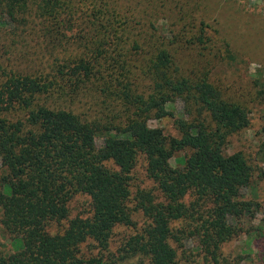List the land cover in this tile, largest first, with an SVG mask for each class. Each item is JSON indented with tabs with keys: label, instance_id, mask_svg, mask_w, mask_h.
<instances>
[{
	"label": "trees",
	"instance_id": "16d2710c",
	"mask_svg": "<svg viewBox=\"0 0 264 264\" xmlns=\"http://www.w3.org/2000/svg\"><path fill=\"white\" fill-rule=\"evenodd\" d=\"M178 1L0 0L8 44L0 52V232L11 244L0 248V264H240L223 245L264 238L254 225L261 202L245 194L252 168L243 153L226 152L228 138L249 126L247 109L207 77H183L172 52L178 37L154 34V21ZM128 54L142 59L133 69L147 92H136ZM104 96L108 114L98 120L71 110ZM176 100L184 116L169 109ZM165 117L179 137L149 127ZM182 151V166L172 167ZM141 160L153 186L132 193ZM77 195L89 198L87 216L69 218ZM119 227L131 232L115 236Z\"/></svg>",
	"mask_w": 264,
	"mask_h": 264
},
{
	"label": "rangeland",
	"instance_id": "374dc122",
	"mask_svg": "<svg viewBox=\"0 0 264 264\" xmlns=\"http://www.w3.org/2000/svg\"><path fill=\"white\" fill-rule=\"evenodd\" d=\"M190 3L195 6H190ZM125 5L133 8L129 4L125 3ZM154 23L156 37L168 42L175 41V37H178L176 40L180 43L177 44L176 51L172 52L183 77L191 81L207 77L225 98L247 109L249 126L228 138L226 152L228 154L243 153L252 168L251 188L246 190L245 194L247 197L256 196L260 200L261 209L256 213L254 225L264 231V96H259L261 87H264V0H197L194 2L190 0L189 4L179 0L171 6L170 12H167L165 16L157 17ZM135 25L136 31L139 27L141 31L146 30L140 22H135ZM201 35L203 42L198 40ZM188 41L191 43L189 44ZM7 45L4 41H0V52L3 53L5 50L3 46ZM144 48L147 50V47ZM126 58L128 69L132 66L131 72L136 76L138 87L136 92H147L146 77L140 76L138 69H133L134 66L139 67L142 64V59L134 61L129 54ZM133 78L131 75L129 80ZM105 98V96L99 97L98 100L85 98L81 103L74 104L71 110L89 120H98L101 114H108L107 108L100 103ZM107 99L109 100V95ZM116 105L111 100L109 109L117 111L119 105ZM169 109L178 117L184 116L183 103L180 100L170 104ZM173 121L174 119L169 117L160 120L150 119L148 125L151 128L162 129L165 135L179 137ZM103 136V133L97 135V145L102 144ZM188 153V151L177 153L170 160L171 166L176 168L182 166ZM132 177V193L138 188L147 189L153 186L146 177L145 164L142 160L136 166ZM132 203H129L130 207ZM88 204V197L77 195L69 204V218L77 215L87 216ZM132 217L140 227L143 223L142 217L136 213ZM66 224L65 221L60 226L53 225L49 228V232L51 234L62 232ZM127 232L131 231L119 227L115 229V236ZM116 238L114 237L113 240ZM116 245V242H112V248ZM10 246L9 241L0 232V248L6 250ZM186 247L188 250L191 249L189 255L194 250L195 244L189 242ZM222 252L231 258L242 257L240 264H264V238L241 236L224 244ZM197 259L194 264H202V262L198 263L200 258ZM180 260L182 264H192L188 262L190 259L182 257Z\"/></svg>",
	"mask_w": 264,
	"mask_h": 264
}]
</instances>
